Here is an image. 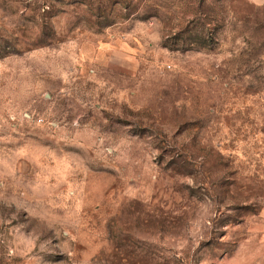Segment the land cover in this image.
<instances>
[{
    "label": "rangeland",
    "instance_id": "obj_1",
    "mask_svg": "<svg viewBox=\"0 0 264 264\" xmlns=\"http://www.w3.org/2000/svg\"><path fill=\"white\" fill-rule=\"evenodd\" d=\"M0 264H264V0H0Z\"/></svg>",
    "mask_w": 264,
    "mask_h": 264
}]
</instances>
